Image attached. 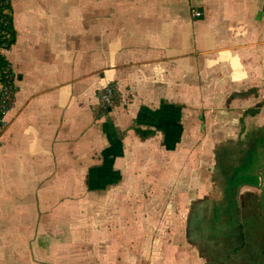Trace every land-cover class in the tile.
<instances>
[{
  "label": "crops",
  "instance_id": "crops-1",
  "mask_svg": "<svg viewBox=\"0 0 264 264\" xmlns=\"http://www.w3.org/2000/svg\"><path fill=\"white\" fill-rule=\"evenodd\" d=\"M10 2L0 264H264V0Z\"/></svg>",
  "mask_w": 264,
  "mask_h": 264
},
{
  "label": "trees",
  "instance_id": "trees-1",
  "mask_svg": "<svg viewBox=\"0 0 264 264\" xmlns=\"http://www.w3.org/2000/svg\"><path fill=\"white\" fill-rule=\"evenodd\" d=\"M16 40V29L13 23V7L10 0H0V80L3 85L0 94V124L7 109H9L15 98L17 85L15 83L18 74L14 71L10 60L4 49L10 47ZM119 102V97L115 104ZM114 104V105H115ZM114 105L100 104L104 112H108ZM1 129V128H0Z\"/></svg>",
  "mask_w": 264,
  "mask_h": 264
},
{
  "label": "built area",
  "instance_id": "built-area-1",
  "mask_svg": "<svg viewBox=\"0 0 264 264\" xmlns=\"http://www.w3.org/2000/svg\"><path fill=\"white\" fill-rule=\"evenodd\" d=\"M193 13L199 16L202 14V11L196 9ZM119 95L118 87L114 83H107L99 90V101L104 105L112 106L115 104V101L118 99ZM4 126L5 122L2 120L0 128H3Z\"/></svg>",
  "mask_w": 264,
  "mask_h": 264
}]
</instances>
